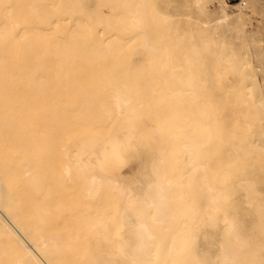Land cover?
I'll list each match as a JSON object with an SVG mask.
<instances>
[{"label":"bare ground","instance_id":"1","mask_svg":"<svg viewBox=\"0 0 264 264\" xmlns=\"http://www.w3.org/2000/svg\"><path fill=\"white\" fill-rule=\"evenodd\" d=\"M262 8L0 0V98H11L0 106L22 111L23 95L58 101L30 109L34 159L50 139L37 112L52 105L80 128L61 151L77 204L36 200L30 232L0 178V235L14 252L0 253V264H71L74 251L77 264H264ZM120 48L130 60L123 70ZM39 168L25 175L47 193ZM58 214L76 249L47 230Z\"/></svg>","mask_w":264,"mask_h":264},{"label":"rangeland","instance_id":"2","mask_svg":"<svg viewBox=\"0 0 264 264\" xmlns=\"http://www.w3.org/2000/svg\"><path fill=\"white\" fill-rule=\"evenodd\" d=\"M232 2V1H231ZM255 19L258 23L262 22L264 17V8L255 11ZM121 65L120 70L125 69L123 62H130L127 53L121 48L118 51ZM137 69V68H136ZM19 101V109L17 111L12 105L6 107L0 106V178L4 181L9 192L13 215L25 223L29 231H32L34 218L31 215L33 206L37 203H45L50 207H62L65 204H77V193L73 192L71 184L65 182L62 174V165L64 159L62 156V147L65 142L66 132L73 133L75 136L80 134V128L77 124L67 126L65 121L66 114L60 108L55 110L54 107H48L44 112L35 114L37 122V130H41L49 136L48 144L41 141L38 146L44 147V156L34 159V155L29 151L33 144L30 143V136L34 130H30V122L33 118L31 110L32 105L44 100L58 101L54 98H43L39 96H17ZM11 98H0V101L10 102ZM216 100V97H215ZM234 113H228V120H232ZM218 115V114H217ZM241 115V114H240ZM71 116V114H70ZM223 118V117H222ZM225 119V118H223ZM71 127V128H69ZM69 128V129H68ZM54 142V143H53ZM39 165L37 174L39 177L38 188L46 190L47 193H35L33 179L26 176L25 173L30 171L34 166ZM48 231L56 233L59 237V244L64 247H74L79 245V241L71 239L67 240L62 234V218L58 214V218L53 226L47 228ZM50 232H48L50 234ZM62 237V238H61ZM11 243L0 235V253H7L12 256L14 253L11 249ZM65 252V251H63ZM71 264H77L79 261V253L74 251L65 255Z\"/></svg>","mask_w":264,"mask_h":264},{"label":"built area","instance_id":"3","mask_svg":"<svg viewBox=\"0 0 264 264\" xmlns=\"http://www.w3.org/2000/svg\"><path fill=\"white\" fill-rule=\"evenodd\" d=\"M230 2L232 1V2H237L238 0H229Z\"/></svg>","mask_w":264,"mask_h":264}]
</instances>
